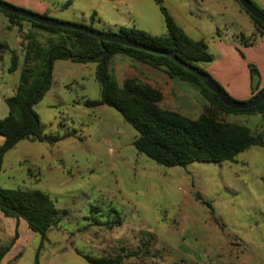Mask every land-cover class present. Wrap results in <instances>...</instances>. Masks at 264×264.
<instances>
[{
    "label": "rangeland",
    "instance_id": "obj_1",
    "mask_svg": "<svg viewBox=\"0 0 264 264\" xmlns=\"http://www.w3.org/2000/svg\"><path fill=\"white\" fill-rule=\"evenodd\" d=\"M231 5L237 7V2L58 0L45 14L105 33L135 27L161 36L166 34V9L192 39L211 46L213 61L201 65L206 73L232 101L247 103L250 99L234 96L249 87L251 67L263 89L264 61L253 57L262 39L253 38L254 23L242 18L250 16L241 7L242 14L235 13ZM56 39L27 20L15 24L0 11V43L19 57L18 70L10 73L11 54H0V121L9 113L5 100L19 84L29 42L49 48ZM218 39L234 47L231 55L229 47L224 49L226 60L215 52ZM110 74L118 82L112 64ZM99 99L95 63L56 61L52 85L34 110L44 135L63 138L54 144L24 139L4 157L0 187L44 192L58 210L60 224L48 233L39 264H90L78 252L95 258L122 256L121 264H264V147L248 149L236 162L168 168L136 150L138 133L116 109L85 105ZM226 120L264 138L259 115ZM12 240L4 237L0 245ZM41 242L36 233L26 236L24 247L5 264H36Z\"/></svg>",
    "mask_w": 264,
    "mask_h": 264
},
{
    "label": "trees",
    "instance_id": "obj_2",
    "mask_svg": "<svg viewBox=\"0 0 264 264\" xmlns=\"http://www.w3.org/2000/svg\"><path fill=\"white\" fill-rule=\"evenodd\" d=\"M0 11L15 24L20 25V22L27 20L33 28L53 34L57 38L56 43L49 48H41L39 43L34 42H29L26 47L19 84L14 95L5 100L9 113L0 121V136L4 138V143L0 146V174L6 153L20 141L29 139L54 144L63 138L44 135L40 118L34 110L52 85L53 66L58 60L96 64L100 99L87 101L85 105L87 107L106 105L116 109L138 133L133 143L136 150L162 166L169 168L186 166L194 162H236L237 156L248 149L264 147V138L260 133L252 132L245 125L226 120L230 115H259L262 119L264 102L248 110L231 109L224 105L196 74L179 66L168 56L100 41L85 33L45 26L1 9ZM245 12L254 23L253 38H264V24ZM162 13L166 34L161 36L151 35L135 27L105 33L95 30L92 26H80L107 36L169 52L208 77L231 99L201 66L213 61L208 44L204 40L192 39L166 9H162ZM43 16L47 17L46 14ZM94 19L95 15L91 17L92 21ZM28 38L31 39L32 36L28 35ZM3 52L11 54L9 72H16L19 68L16 51L11 50L7 44L0 43V54ZM116 56L126 57L138 64L163 71L170 78L193 86L207 101L203 113L197 119H192L179 112L162 108V91L142 78L127 77L122 83L113 80L110 65ZM250 71L253 96L249 101L264 91V88L259 89L258 71L254 67H251ZM0 211L6 218L25 220L30 230L41 236L42 242L35 260V263L39 264V252L47 240L48 233L60 224L58 210L53 200L48 194L40 191L8 190L0 187ZM15 238L7 246L0 245V264L10 251ZM78 254L90 264H121L124 259L122 256L95 258L81 252Z\"/></svg>",
    "mask_w": 264,
    "mask_h": 264
},
{
    "label": "crops",
    "instance_id": "obj_3",
    "mask_svg": "<svg viewBox=\"0 0 264 264\" xmlns=\"http://www.w3.org/2000/svg\"><path fill=\"white\" fill-rule=\"evenodd\" d=\"M3 1L41 16L45 15L46 10L53 7L54 3L58 2V0H52V1L3 0ZM226 1L229 2L230 0H226ZM250 1L251 2L253 1V3L254 2L257 3L256 5L260 9L264 10V0H250ZM230 7L235 13H238L239 15L242 14L241 13L242 9H240L241 6L239 3H237V7L236 5H231ZM242 18H244L250 25H252V21L250 17L243 16ZM184 31L187 34H189L186 30ZM194 40H203V39H194ZM208 47L210 50L211 46L208 45ZM215 47H214L215 52L218 53V57L220 58V60L228 59L227 57H224L225 56L224 49L226 47H229L226 45V43H223L220 39H218L215 41ZM230 47H229L230 49L229 55H231L232 50H234L233 45H231ZM254 48H258V50H256V53L254 54L253 57L255 59L256 57L257 58L259 57V60L261 59V61H264V38H262V40L259 43H257L256 47ZM254 48H250V49H254ZM245 54L248 55V52H245ZM231 59L236 60V58H232V56ZM111 64L115 69V73H116L115 75L117 77L118 83H122L127 77L134 76L140 78V76L136 74L134 68L139 70L141 74L145 75V78H142L144 81H146L147 83H149L154 87L159 88L162 91L163 93V100L161 102L162 108L179 112L182 115L192 119H197L203 113V108L207 105V101L203 98V96L196 88H194L193 86L187 83L170 78L163 71L155 70L148 66L138 64L132 61L131 59L122 56H116ZM262 68H263L262 70L263 72L260 78V84L262 86H260V88L262 87L264 88V62L262 64ZM249 82H250L249 87H247L246 90L245 88L238 90L236 96H234L236 99L239 100L251 99V97L253 96L252 79H250ZM16 234L18 239L16 240L13 248L8 252L6 257L4 258L2 264H5L9 259V257H12L15 254H17L18 250L24 247L25 237L26 236L32 237V234H34V232L30 230L25 220L6 218L0 211V241L4 237L7 239H14Z\"/></svg>",
    "mask_w": 264,
    "mask_h": 264
},
{
    "label": "water",
    "instance_id": "obj_4",
    "mask_svg": "<svg viewBox=\"0 0 264 264\" xmlns=\"http://www.w3.org/2000/svg\"><path fill=\"white\" fill-rule=\"evenodd\" d=\"M240 6L247 11L250 15H252L254 18L257 20L261 21L264 24V13H262L260 10H258L250 0H237ZM0 9L8 12L13 15H17L20 17H23L25 19H28L30 21L49 26V27H56V28H63V29H69L73 31H78L81 33L88 34L90 36H93L97 38L100 41L104 42H111V43H117L125 47L133 48V49H138V50H143L149 53H154L158 55H164L170 57L173 61H175L179 66L187 69L188 71L196 74L202 81L203 83L210 89L212 90L219 98V100L226 105L227 107L235 110H248L252 109L258 105H260L262 102H264V91L257 96L255 99L247 102V103H238L235 101H232L229 99L225 93L213 82L211 81L208 77H206L204 74L199 72L196 68L192 67L191 65L183 62L180 60L178 57L174 56L173 54L169 52H163L159 51L150 47H147L142 44L126 41L123 39H119L117 37H112V36H107L103 33L96 32L94 30H91L87 27L76 25V24H69V23H63V22H58V21H53L49 17H44L41 15H36L33 13H28L24 10L18 9L16 7L7 5L0 1ZM262 120L264 122V114L262 116Z\"/></svg>",
    "mask_w": 264,
    "mask_h": 264
}]
</instances>
